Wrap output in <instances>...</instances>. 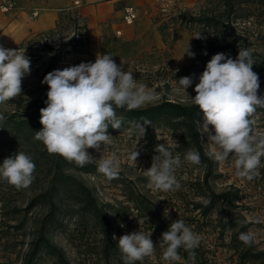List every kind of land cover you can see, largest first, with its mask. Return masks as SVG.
<instances>
[{
	"label": "rangeland",
	"instance_id": "obj_1",
	"mask_svg": "<svg viewBox=\"0 0 264 264\" xmlns=\"http://www.w3.org/2000/svg\"><path fill=\"white\" fill-rule=\"evenodd\" d=\"M32 1L37 0H0V11L27 9L34 16L37 11L32 8ZM197 1L195 0L191 4H182L179 1L178 5L184 11L191 9ZM3 7H7V9H3ZM70 8L78 11L77 7ZM63 9H60L59 12L61 13ZM152 21L158 27L163 22L170 21V17L157 12ZM168 26L169 31L175 32L174 44L170 52L171 61L162 52L153 53L138 63L129 62L137 56L130 59L114 60L117 65H120L121 61L124 62L123 70L132 71L134 78L139 83L147 85L148 89L155 93V100L147 105L157 103L165 97H184L182 90L177 91V80L180 79V76L179 78L172 77L169 88L158 89L157 86H160L158 81L149 84L155 78L162 76L153 74L157 69L162 71L161 66L164 65L169 76L177 71H182L184 77L194 76L193 84L187 89L190 96L196 95L194 88L199 82L200 74L204 71L200 59L193 64V58H189L187 54L180 58L187 45V38L182 39L185 43L177 56L176 46L181 33L189 30L191 35H194L195 31L191 29L179 30L177 23L174 24V22H170ZM250 31H253L250 37L254 46L264 50V47L260 46L262 38H264L263 15L258 16ZM70 33H72L71 29H63L50 36H35V41L30 46L20 48L21 50L26 48L25 54L30 57L31 73L22 79L20 96L0 105V112L5 116V120L0 122V166L4 159L14 156L18 151L31 155L35 164V179L28 188L17 190L15 186L0 178V264H20L23 261L31 251L40 219L47 211L46 205H30L36 194L49 187L51 174L44 167V159L37 156L42 143L34 139L35 120L30 115L19 114L29 108L30 102L41 93L43 85L48 87L47 84L41 83L47 73L76 66L82 62L94 63L97 57L90 52L89 46L86 47L81 42L79 36L76 37L75 43L63 46L62 43L67 40ZM194 39L190 38L188 41L190 46ZM45 43H48L52 49L43 48ZM19 44L8 46L0 40V47L6 49H19ZM155 47L159 49L163 46ZM54 53L55 57H53ZM185 67L189 68L184 69ZM252 70L259 76L258 95L264 94V67L258 65ZM203 119L204 117L199 118L198 124H202ZM253 119L255 120V133L264 134V113L257 111ZM129 128L123 126V129H113L108 132L115 138V142L119 146L121 171L118 179L108 181L98 171L86 173L69 168L64 169V174L77 177L91 188L98 203L105 206V212L111 224L112 240L116 245L119 237L124 234L139 230L145 233L152 232L150 238L154 244H157L156 251L152 257L145 258L143 264H165L162 259V250L159 247L162 233L167 231L162 225L166 224L169 228L173 221L183 218L195 233L202 236L199 247L195 249V264H259L255 261L240 262L239 252L243 243L232 238L235 232L240 231L238 230L240 222H236L238 225L234 230H227L224 233L220 230V223L223 218L244 219L250 226L241 232L249 230L256 232L257 239L251 248L264 251V167L259 169V175L252 181L238 178L234 174V165L231 161L217 163L206 154L210 150L208 136L201 132H199L203 150L201 161L207 162L191 165L183 161V156L193 148L180 131L154 124L139 140L135 133L130 134ZM209 128L211 130V126ZM173 140L178 143V148L174 146ZM158 144L172 146L174 153L181 154L182 166L175 173L181 183V187L177 191L158 192L147 187L148 181L143 170H147L151 166L152 157L157 155L154 149ZM136 145L140 155L135 165L127 159V153ZM87 151L94 160L101 158L102 152L91 148ZM111 151V148L107 149L104 151V155H110ZM93 164L96 165V163ZM262 164H264V158H262ZM220 193L226 194L224 199L215 201L213 207L204 214V206L211 200V196ZM54 199L58 207V220L47 232L50 241L63 250L70 264H106L101 252L102 234L98 224L90 216L83 215L79 207L70 200L67 187H58ZM195 204H202V207L197 208ZM165 210L168 212L167 218H165ZM257 218L259 219L258 223L256 222ZM113 235L116 237L115 240ZM187 254L189 256V253ZM118 256H121V253ZM114 258H111L110 264L116 263ZM31 264L60 263L52 255L41 252L35 253ZM136 264H141V262H136ZM177 264H193V262L190 258L189 261H186L182 257Z\"/></svg>",
	"mask_w": 264,
	"mask_h": 264
},
{
	"label": "clouds",
	"instance_id": "obj_2",
	"mask_svg": "<svg viewBox=\"0 0 264 264\" xmlns=\"http://www.w3.org/2000/svg\"><path fill=\"white\" fill-rule=\"evenodd\" d=\"M190 37L205 38L201 32ZM25 52L26 48L0 47V105L20 96L22 79L31 73L30 57ZM184 54L195 57L188 42L180 58ZM123 64L121 61L117 65L108 53L97 54L94 63L82 62L63 70H53L41 81L49 88L47 107L40 109L43 127L35 132L34 139L41 141L49 154H58L79 167L96 163L98 173L108 181L118 179L121 171L119 146L107 132L109 125L113 129H123L124 117L117 114V109L133 111L155 100V93L139 83L132 71H124ZM254 64L252 49H239L235 59L225 53L213 55L199 76L194 97L187 92L194 76L177 80V91L184 93L183 101L199 106L203 112V123L198 124V131L208 136L210 150L206 154L217 163L231 161L234 174L247 181L255 179L259 169L264 167V134L255 133L253 119L257 109H264V94L258 95L260 82L258 74L252 70ZM4 120L5 116L0 112V122ZM142 122H130L129 132L135 133L139 140L145 135V126L151 124L147 119ZM173 142L178 148V143ZM137 145L127 153V159L135 165L140 155ZM89 148L102 152L101 158L94 160L87 151ZM109 148L112 151L105 156L104 151ZM154 151L157 155L152 157L151 166L143 170L147 187L158 192L179 190L181 183L175 173L182 166L181 154L174 153L172 146L166 144L156 145ZM183 161L200 165V152L189 149ZM34 171L32 156L18 151L4 159L0 178L17 190L24 189L35 179ZM167 216L165 210V218ZM256 222H259L258 218ZM151 235L152 232L139 230L119 237L117 245L124 264H143L145 258L155 254L157 244ZM257 235L249 230L240 232L238 238L251 246ZM113 239H116L115 235ZM201 241L202 236L195 233L185 219L179 218L162 233L159 242L162 259L165 264H177L182 259L179 250L183 248L195 264V249Z\"/></svg>",
	"mask_w": 264,
	"mask_h": 264
},
{
	"label": "trees",
	"instance_id": "obj_3",
	"mask_svg": "<svg viewBox=\"0 0 264 264\" xmlns=\"http://www.w3.org/2000/svg\"><path fill=\"white\" fill-rule=\"evenodd\" d=\"M262 15L264 16V0H198L191 9H186L181 14L171 16L170 21H165L158 26L164 44L162 48L158 49L152 46L150 49L141 52L136 58L129 62H141L144 58L157 52H162L171 61L170 52L174 44L175 32L169 31L168 24L174 22V24L177 23L179 30L191 29L194 30L195 33L201 32L202 37H205L204 39H194L191 45V51L195 53V57L192 59L193 64L200 59L202 61V68L205 69L207 62L217 53H225L235 59L238 56L239 49H252L255 61L253 67L258 65L264 67V50L256 48L250 37L251 33H253V31H250L251 27L255 25L258 16ZM63 29L72 30L67 40L62 43L63 46L75 43L77 41L76 37L79 36L81 42L88 47L87 19L77 10H73L70 7L64 8L59 14L55 27L47 31H41L34 33V35H30L24 39L18 47L30 46L35 41V36H50L57 32H61ZM260 46L264 47V38H262ZM45 47L52 49L48 43L44 44L43 48ZM54 52H56V50H54ZM205 52L207 53L206 55L204 54ZM55 55L54 53L53 57H55ZM189 67H185L184 69ZM160 69L162 71L157 69L153 74H161L162 76L149 82V84H152L158 81V83H160V86H157L158 89L162 87L169 88L173 76H177L178 78L179 76L180 78L184 77L182 71L174 72V74L169 76V72L164 65L161 66ZM48 90L49 88L43 85L41 93L30 102L29 108L25 112L19 114L32 116V119L35 120L36 123L34 124L35 132L41 130L43 127L40 123V109L47 107L45 102L47 100L46 94ZM191 97H194V95ZM257 111L264 113V109H257ZM117 114L124 117L123 126L130 127V122L132 121L143 123L142 121L147 119L151 121V124L145 126L146 131L154 124L180 131L182 136L189 141L190 146L198 150L200 156L203 157L202 144L198 131V119L204 117L203 112L199 109V106L193 105L191 102L185 103L183 97H165L157 103L133 111L117 109ZM111 130H113V128L109 125L107 132ZM39 142L42 143L41 141ZM41 146L37 156L38 158L42 157L44 159V167L46 171L51 174L50 185L46 190L36 194L32 198L30 205H46L47 211L40 219L37 228V236L33 241L31 251L20 264H31L35 253L38 254L41 252L52 255L60 264H70L63 250L51 242L47 235L50 227L58 220V207L54 199L58 187H67L70 200L79 207L83 215H88L93 218L100 227L102 234L101 252L104 256L105 263L110 264L111 258L115 257V264H124L121 256H118L120 254L119 248L112 240L111 224L107 218L105 206L98 203L93 190L86 184L73 175L64 174L65 168L86 173H94L97 171V165L88 163L84 167H79L75 163H69L58 154H49L43 143ZM225 196L226 194L224 193L213 194L211 200L204 206V214L209 208L213 207L215 201L220 199L223 200ZM212 197H214V199H212ZM195 206L200 208L202 204H195ZM237 221L240 222L238 229L240 231L235 232L232 238L241 242L238 238L240 232L246 230L250 226L249 223H241L244 219L240 218L238 220L237 217L228 219L223 218L220 223V230L222 233L227 230H234L238 225L236 223ZM162 227H164V230H168L166 224L162 225ZM187 253L188 252L183 248L179 250V254L186 261H189ZM239 254L241 263L255 261L259 262V264H264L263 250H253L251 246L242 244Z\"/></svg>",
	"mask_w": 264,
	"mask_h": 264
},
{
	"label": "crops",
	"instance_id": "obj_4",
	"mask_svg": "<svg viewBox=\"0 0 264 264\" xmlns=\"http://www.w3.org/2000/svg\"><path fill=\"white\" fill-rule=\"evenodd\" d=\"M182 4H191L195 0H177ZM37 12L31 15L27 9L0 11V40L15 46L31 34L52 28L60 9L77 7L78 12L87 19L89 50L97 54H110L113 60H124L138 56L152 46H164L153 16L159 12L156 0H72L32 1ZM74 5V6H73ZM132 5L137 18L130 24L122 19L123 7ZM183 35V36H182ZM182 39L190 40L189 30L181 33ZM178 38V39H179Z\"/></svg>",
	"mask_w": 264,
	"mask_h": 264
},
{
	"label": "built area",
	"instance_id": "obj_5",
	"mask_svg": "<svg viewBox=\"0 0 264 264\" xmlns=\"http://www.w3.org/2000/svg\"><path fill=\"white\" fill-rule=\"evenodd\" d=\"M159 4V12L163 16L171 17L181 14L183 8L178 5L177 0H156ZM74 5L79 3V0H72ZM7 9V7H3ZM36 15V14H35ZM137 18L136 9L132 5H125L123 7L122 19L125 23L130 24Z\"/></svg>",
	"mask_w": 264,
	"mask_h": 264
},
{
	"label": "bare ground",
	"instance_id": "obj_6",
	"mask_svg": "<svg viewBox=\"0 0 264 264\" xmlns=\"http://www.w3.org/2000/svg\"><path fill=\"white\" fill-rule=\"evenodd\" d=\"M179 41H178V44H177V46H176V49H177V56H179V51H180V48L182 47L183 48V46H184V43H183V40H182V36H181V38L180 39H178ZM187 40V39H186ZM183 50V49H182Z\"/></svg>",
	"mask_w": 264,
	"mask_h": 264
}]
</instances>
